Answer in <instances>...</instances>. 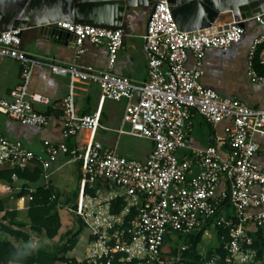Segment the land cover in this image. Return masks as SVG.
Wrapping results in <instances>:
<instances>
[{
    "label": "built area",
    "instance_id": "2783aa9c",
    "mask_svg": "<svg viewBox=\"0 0 264 264\" xmlns=\"http://www.w3.org/2000/svg\"><path fill=\"white\" fill-rule=\"evenodd\" d=\"M254 19L264 25V14ZM53 26L76 36L78 57L85 51V42L105 45L106 69L60 65L55 59L28 54L21 47L20 29L0 32V63L9 58L21 66L20 83L9 96L0 93V113L25 125L48 123V116L38 112L34 103L49 104V98L28 89L34 66L46 64L51 73L69 78L72 87L77 79L98 84L101 104L107 99H125L118 132L148 139L154 146L148 158L139 161L121 155L116 145H103L96 139L101 126L100 110L78 115L72 90L52 105L59 113L63 141L45 142L47 160L23 142L10 140L0 132V164L24 169L36 159L47 169L49 162L63 152L71 162L81 164L84 185L94 189L100 184L113 191L107 196L99 190L97 196L81 195L73 211L90 230L91 238L84 260L60 264H164L166 234H192L220 210L228 211L226 199L234 217H221L217 224L229 228L230 238L224 242L227 254L224 259L217 257L207 264H264L257 248L250 246L259 232L264 249V168L255 162L260 146L254 138L256 134L264 136V110L250 108L201 83L206 51L240 42L245 29L232 21L221 30L181 31L173 19L169 0H160L143 36L148 79L138 84L114 72L123 44L121 32L68 22ZM189 51L196 60L193 68L186 66ZM255 56L264 64V33L254 38L249 51V74L253 81L264 84V75H259L253 65ZM193 114L209 123L229 120L225 136L230 151L226 158L218 154L215 145L180 156L179 151L188 148L187 129ZM83 129L89 131L83 149L68 147L66 140ZM222 179L230 186L217 195ZM117 196L126 203L121 214L110 212V201ZM28 199H32L31 194ZM131 207L136 209L137 217L125 225L124 216Z\"/></svg>",
    "mask_w": 264,
    "mask_h": 264
},
{
    "label": "crops",
    "instance_id": "0c3cea01",
    "mask_svg": "<svg viewBox=\"0 0 264 264\" xmlns=\"http://www.w3.org/2000/svg\"><path fill=\"white\" fill-rule=\"evenodd\" d=\"M134 16L135 14L132 13L130 18L132 22L131 29L129 34L124 38L123 44L118 51L114 72L118 75L129 77L133 82L141 84L148 79V55L143 38L146 29L145 26L143 28L140 27L141 20H145V17L142 14L137 17ZM231 22L232 21L228 18L221 19L214 25L212 31L221 30ZM262 33H264V25L260 24L256 19L251 18L246 21L245 31L240 42L227 48L208 49L202 59L201 83L205 87L215 90L222 96L237 98L250 108L264 110V84L253 81L249 74V51L254 38ZM84 47L85 51L78 57L75 43L73 45H65L45 40H37L35 36L31 34L29 37H26L23 49L31 55L41 56L48 60L55 59L60 65L77 64L82 67H92L98 70L106 69L108 57L106 46L93 45L89 42H85ZM195 64V57L193 53L189 51L186 66L193 68ZM20 74L21 66L17 61L6 58L0 63V93L2 95L9 96L11 90L20 83ZM28 89L31 93L40 94L49 98V104L41 102L34 103V107L38 112L48 116V123L43 126L25 125L0 113V132L10 140H19L23 142L26 147L46 160L48 157L45 142L50 141L51 143L57 144L63 141L62 124L59 119V113L52 108V105L60 102L71 90L74 92V102L78 115H88L100 110L101 126L98 129L96 139L103 145L106 147H113L116 145L118 150L119 147L121 148V155L139 161H145L153 150V142L148 139L146 140L149 141V144H143V146L132 144L127 138H124L122 144H118V141H113V134H116L120 140L123 139L124 136L129 137L126 133L118 132L122 125L126 102L121 109L118 108V106H114L111 102H108L112 101L111 99H107L101 104V90L96 83L77 79L72 87L69 78L51 73L46 64H37L32 70ZM228 124L229 120L227 119L217 123H209L200 115L193 114L189 120L187 129L188 148L180 150V156L192 155L196 149L215 145L218 154L222 158H226L230 151L225 136V128ZM88 137L89 131L83 129L79 131L76 136L67 139L66 144L70 148L82 150ZM254 138L260 146L255 155V162L260 168H264V136L256 134ZM35 165V163L30 165V172L34 170ZM79 166V162H71L65 153L60 152L54 160L49 162L47 169L40 166L42 175L37 182H28L19 177L13 178V175L11 181L0 179V194L7 195L3 200L4 211L14 213L9 219L13 218L16 224H23L28 230V210L31 201L28 199L29 195L31 194L32 196L38 188L42 187L51 190L50 202L56 204V209L62 215L64 228L57 239L50 241L61 249L65 241L63 234L70 229L77 230L78 228V223L74 219V215L76 214L73 210L77 207L81 195L97 196V190L106 196L113 192L107 190L100 184L94 189L90 188L88 185H84ZM13 168L17 167L9 163L0 164V169L10 170ZM229 186V182L226 179H222L217 189V195L229 188ZM88 189L92 192H88ZM22 192H26V194L20 195ZM116 198L121 197H114L110 201V212L111 204ZM125 207L126 206H124L120 213L114 214H121ZM54 212L55 210L51 211V214H54ZM127 214H125V216ZM76 218L81 221L84 229L88 231V235L85 239L81 238L80 235L77 237V243L68 253V256L80 255L82 253V248L80 249V246L84 248V251L91 238L90 230L86 228L83 221L77 215ZM6 224H8V220H6ZM209 229H213V234L217 237L215 228L212 226L207 227L203 236L210 234ZM32 237L46 238L44 235L31 234L29 242ZM0 240L10 241L20 251L25 252L23 251V244L25 242L22 239L12 237L0 230ZM80 240H83V244ZM220 243L221 241L219 240V244ZM185 246L188 247V245L182 247ZM200 249L201 247L199 246L198 251H200ZM216 249L211 252V260L219 257ZM30 252L33 255L32 248H30ZM72 252L76 254L72 255ZM55 255L56 254H41V258L45 261H51Z\"/></svg>",
    "mask_w": 264,
    "mask_h": 264
},
{
    "label": "water",
    "instance_id": "95a60500",
    "mask_svg": "<svg viewBox=\"0 0 264 264\" xmlns=\"http://www.w3.org/2000/svg\"><path fill=\"white\" fill-rule=\"evenodd\" d=\"M159 1L0 0V32L20 29L22 48L31 34L37 40L73 45L76 41L73 33L53 26L56 22H68L119 31L124 41L131 29L132 13L145 17L146 29ZM169 3L177 27L185 32L211 29L224 18L245 29L247 20L264 14V0H169ZM0 223L6 224L1 216Z\"/></svg>",
    "mask_w": 264,
    "mask_h": 264
},
{
    "label": "trees",
    "instance_id": "16d2710c",
    "mask_svg": "<svg viewBox=\"0 0 264 264\" xmlns=\"http://www.w3.org/2000/svg\"><path fill=\"white\" fill-rule=\"evenodd\" d=\"M144 20V19H142ZM253 65L256 72L259 75H264V64L259 62L258 56H255ZM35 163V168L30 172V165ZM10 164V163H9ZM41 163L34 159L30 161L24 169L13 168V169H0V179L5 181H11L12 175L16 174L22 180L28 182H37L42 175ZM81 175V164L79 166ZM92 192L91 190H87ZM26 192H22L20 195H24ZM6 194H0V216L4 220H8V224L0 223V230L7 233L8 235L17 239H22L25 243L30 240V235H44L49 240H55L61 235V231L64 228V220L62 215L56 209V204L50 202L51 190L45 189L44 187L38 188L37 191L32 195L30 201V207L28 210L29 226L28 230L23 224H16V222L9 217L13 216V212L4 211L3 200ZM224 205L227 206L228 211L224 212L220 210L217 215L207 221H203L200 228L190 234L189 245L187 248H177L175 246L163 245L162 256L164 264L173 261L171 264H207L204 262V258L199 253L197 246L201 243L203 233L207 227H214L217 238L221 241L216 249L220 259H224L227 251L224 248V242L229 240V228L222 225H218L217 221L221 217H234L232 205L229 199L224 201ZM125 206L123 198H116L111 204L112 213H120ZM55 210L54 214L51 211ZM4 212V213H3ZM3 213V214H2ZM137 211L131 207L128 214L124 218V224L128 225L130 221L136 219ZM75 221L78 223L77 230L70 229L63 234L65 241L60 251L53 257L51 261H45L41 258V254L32 255L31 252L20 251L13 243L7 240H0V264L18 263V264H60L63 261L73 260L82 261L84 260L85 250L78 256H68V253L74 248L77 243V237L81 234L84 229L81 221L74 215ZM259 232L255 233L254 241L250 244L251 247L257 248V255L259 258L264 260V249L260 243ZM191 258L193 261H188Z\"/></svg>",
    "mask_w": 264,
    "mask_h": 264
},
{
    "label": "rangeland",
    "instance_id": "374dc122",
    "mask_svg": "<svg viewBox=\"0 0 264 264\" xmlns=\"http://www.w3.org/2000/svg\"><path fill=\"white\" fill-rule=\"evenodd\" d=\"M144 21L145 20H141V24H140L141 28H143L145 26ZM108 102H111L112 104H114V106H118V108L121 109L122 106H124L126 100L121 99L119 101L112 100V101H108ZM124 138H127L130 141V143L135 144L137 146L138 145L143 146V144H149V141H147L146 139H143V138H139V137L129 135V137L124 136L123 139L120 140V138L118 139V136L116 134H113V141H115V142L118 141V144L119 143L122 144ZM120 149L121 148L119 147V150H118L119 153H121ZM125 157H128V156H125ZM209 230H210V234L204 235L202 238L203 240L199 244L201 247L199 253L203 257H205L204 258L205 263L209 262L212 259L211 252L214 249H216V247L219 245V240L217 237L214 236L213 229H209ZM87 235H88V231L86 229H84L83 232L80 234V237L85 239L87 237ZM189 236H190L189 234H185V233H181V232H174V231L170 232L169 231L165 236L164 244L166 246H175V247L181 249L182 246L189 245V238H190ZM80 241L83 244V240H80ZM23 246H24L23 251H25V252H30V248H32L33 249V252H32L33 255H39V254L52 255V254H57L60 251V247H58L56 244L52 243L47 238H42V237H32L31 241L28 244L24 243ZM81 248H82V252H83L84 248L80 246V249ZM71 254L75 255L76 253L72 252ZM189 260L193 261V259H191V258H189L188 261Z\"/></svg>",
    "mask_w": 264,
    "mask_h": 264
}]
</instances>
